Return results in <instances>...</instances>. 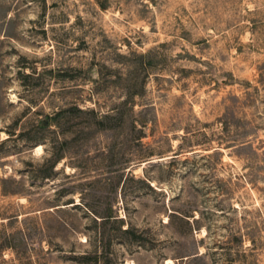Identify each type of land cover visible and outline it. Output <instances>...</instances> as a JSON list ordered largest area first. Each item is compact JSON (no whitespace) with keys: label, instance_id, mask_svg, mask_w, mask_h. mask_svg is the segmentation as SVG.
Masks as SVG:
<instances>
[{"label":"rangeland","instance_id":"obj_1","mask_svg":"<svg viewBox=\"0 0 264 264\" xmlns=\"http://www.w3.org/2000/svg\"><path fill=\"white\" fill-rule=\"evenodd\" d=\"M0 264H264V0H0Z\"/></svg>","mask_w":264,"mask_h":264},{"label":"bare ground","instance_id":"obj_2","mask_svg":"<svg viewBox=\"0 0 264 264\" xmlns=\"http://www.w3.org/2000/svg\"><path fill=\"white\" fill-rule=\"evenodd\" d=\"M41 148V147H40Z\"/></svg>","mask_w":264,"mask_h":264}]
</instances>
